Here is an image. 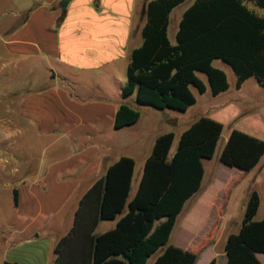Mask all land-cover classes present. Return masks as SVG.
Masks as SVG:
<instances>
[{
  "label": "crops",
  "instance_id": "obj_1",
  "mask_svg": "<svg viewBox=\"0 0 264 264\" xmlns=\"http://www.w3.org/2000/svg\"><path fill=\"white\" fill-rule=\"evenodd\" d=\"M31 1L14 28H3L11 23L5 11L0 17L3 69L27 64L18 73L43 74L40 88L21 96L15 112L7 113L0 124V264H54L53 249L72 228L79 202L93 183L119 158H132L130 202L150 155L136 156L143 149L136 139L137 126L147 109L135 103L134 95L124 96L122 89L130 54L142 43L144 9L151 0H71L65 8L60 0ZM171 22L170 15L169 27ZM87 88L99 96L86 97ZM121 104L138 110L140 117L136 124L117 130L114 121ZM164 122L177 124L171 117ZM251 128L229 132L236 129L264 140V131L256 134ZM184 131L176 134L178 139ZM14 136L21 141L5 143ZM220 152L214 162L230 174L216 172L212 160L203 161L201 186L186 201L169 238L170 245L196 253L195 264L206 255L205 264H216L219 245V257L226 264V238L239 230L249 193H258L259 184L264 188V157L245 172L221 163ZM258 195L254 219L260 221L264 197ZM123 215L100 221L94 233L111 231ZM256 255L264 264V253Z\"/></svg>",
  "mask_w": 264,
  "mask_h": 264
},
{
  "label": "trees",
  "instance_id": "obj_2",
  "mask_svg": "<svg viewBox=\"0 0 264 264\" xmlns=\"http://www.w3.org/2000/svg\"><path fill=\"white\" fill-rule=\"evenodd\" d=\"M185 1L147 3L142 43L130 54L123 95H134L137 105L186 112L196 103L192 89L202 95L209 88L213 97L228 90L216 60L230 67L236 89L250 78L264 89V0H194L182 13L172 44L170 15ZM139 117L138 110L121 104L114 129L132 126ZM222 131L220 122L196 119L171 157L174 134L157 136L130 202L134 160L121 157L111 164L81 198L72 228L53 249L54 264H147L149 259L151 264H195L198 255L170 245L169 238L186 201L201 186L203 161L213 159ZM262 157L264 140L232 129L219 161L246 172ZM259 205L253 190L239 230L226 238V264H261L256 254L264 253V220L254 219ZM123 213L114 229L94 233L100 221Z\"/></svg>",
  "mask_w": 264,
  "mask_h": 264
},
{
  "label": "rangeland",
  "instance_id": "obj_3",
  "mask_svg": "<svg viewBox=\"0 0 264 264\" xmlns=\"http://www.w3.org/2000/svg\"><path fill=\"white\" fill-rule=\"evenodd\" d=\"M193 2L194 0H186L172 12V22L168 30V37L172 44L175 42V21L183 10L190 6ZM32 4L31 0H3V4L0 5V17H3V12L5 11L4 13L6 18L11 21V23L3 25V28H14L22 19V10L32 6ZM2 50L3 49L0 47V52H2ZM22 65L24 68L27 66V64H20L19 68H16L17 65H8L3 69V61H0V124L7 113L9 114V112H15L17 108L16 102L19 98H21V96L34 92L40 88L41 82L39 77H42L43 74L36 73L32 75L31 73L22 75L21 73H18L19 70L22 69ZM214 66L223 70L227 76L229 89L226 92L213 97L208 89L203 95L198 94L195 89H192L197 102L186 112H178L168 109L158 110L150 106H145L147 112L143 115L136 131L138 144H143V149H141L142 151H139L136 155L138 159L140 157L143 158L144 156H148L151 153V147L155 138L161 134L167 133L168 130H172L174 132L173 134H175L174 142L170 150L171 155L175 151L178 141L176 134H178L181 130H186L196 119L206 116L205 114L207 112L209 115L212 114L215 120L223 125V131L216 148L215 156L211 159L212 162H210L214 164L216 172L223 171L218 168V165L214 161H218V153L220 152L225 136L229 133L231 128H240L241 126L249 128L252 127L251 130L256 134H259V131H264V89L257 84L254 78H250L245 81L239 90H237L235 87L236 77L230 67L225 65L220 60L214 61ZM200 76L205 79L203 75ZM123 78L125 79V76ZM86 91V97L99 96L96 91L90 88H87ZM213 108L216 110H213ZM212 111H214V113H211ZM237 111H239L238 115H236ZM241 111L243 116L238 117L241 114ZM166 116L176 120L177 124L175 126L166 124L164 122L167 118ZM106 133H111V131L109 130ZM17 141L19 143L21 138H17L16 140V137L14 136L10 139V141H6L5 143L14 144L17 143ZM43 144L46 143H40V147H42ZM223 172L224 174H230L228 170ZM257 191L261 197H264V188H261L260 184L257 186ZM262 202H264V199H262ZM258 215L259 217H264V206H262ZM170 243L171 242L169 241V244ZM221 248L222 247L219 245L215 249V253L217 254L216 256H218L216 264H225L224 259L219 257L221 254ZM207 259L208 256L206 255L198 264H205ZM151 263L152 259H149L147 264Z\"/></svg>",
  "mask_w": 264,
  "mask_h": 264
},
{
  "label": "water",
  "instance_id": "obj_4",
  "mask_svg": "<svg viewBox=\"0 0 264 264\" xmlns=\"http://www.w3.org/2000/svg\"><path fill=\"white\" fill-rule=\"evenodd\" d=\"M70 1L71 0H61L60 3H59V6L61 8H65V7H67V5L69 4Z\"/></svg>",
  "mask_w": 264,
  "mask_h": 264
}]
</instances>
